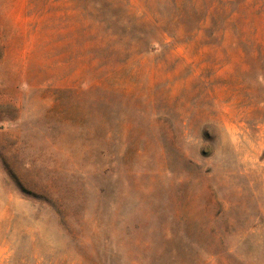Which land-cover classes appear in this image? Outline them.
<instances>
[{
	"label": "rangeland",
	"instance_id": "1",
	"mask_svg": "<svg viewBox=\"0 0 264 264\" xmlns=\"http://www.w3.org/2000/svg\"><path fill=\"white\" fill-rule=\"evenodd\" d=\"M32 1L0 0V264H264V0H111L105 51L90 0L60 33Z\"/></svg>",
	"mask_w": 264,
	"mask_h": 264
},
{
	"label": "trees",
	"instance_id": "2",
	"mask_svg": "<svg viewBox=\"0 0 264 264\" xmlns=\"http://www.w3.org/2000/svg\"><path fill=\"white\" fill-rule=\"evenodd\" d=\"M62 1L63 0H33L32 3H34L35 7L37 8L39 13H49L51 18V25L47 27V29H50L53 32L60 33L62 29V21H61V9H62ZM86 3L91 4L92 6L80 7L81 11L87 13V15L91 16V21L95 23V28L97 30V34H95V41L97 42V50L99 51H105L107 47L106 45L109 44L104 43L103 40L107 38H118V40H122L125 36L120 33V30L128 29L129 28V18L128 13L126 11L117 10V12L120 13V15H113L108 16L105 10H111L113 7V1L111 0H101L100 2H96V0H90ZM118 5L122 6L120 2H117ZM77 4V3H76ZM119 18H118V17ZM89 20V19H88ZM79 23H82V26L84 27L83 30L89 28V26L85 25V21L79 20ZM100 27V28H99ZM100 29V31H99ZM100 36V37H99ZM103 37V38H102ZM87 38H85V41ZM136 40V39H135ZM138 42H141L144 46L148 48V50L151 49L149 42H143L141 39L137 40ZM82 52H86V48H82ZM95 61L100 62L103 59V57H100V55H95L93 58ZM84 60L82 57L81 61Z\"/></svg>",
	"mask_w": 264,
	"mask_h": 264
}]
</instances>
